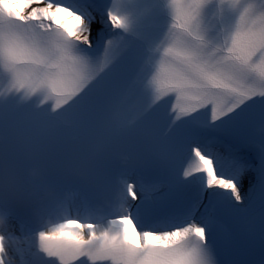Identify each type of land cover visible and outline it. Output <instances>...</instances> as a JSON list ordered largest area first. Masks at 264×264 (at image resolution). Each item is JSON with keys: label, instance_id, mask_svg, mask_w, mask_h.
<instances>
[{"label": "snow or ice", "instance_id": "snow-or-ice-1", "mask_svg": "<svg viewBox=\"0 0 264 264\" xmlns=\"http://www.w3.org/2000/svg\"><path fill=\"white\" fill-rule=\"evenodd\" d=\"M257 236L264 264V0H0V264H246Z\"/></svg>", "mask_w": 264, "mask_h": 264}, {"label": "bare ground", "instance_id": "bare-ground-1", "mask_svg": "<svg viewBox=\"0 0 264 264\" xmlns=\"http://www.w3.org/2000/svg\"><path fill=\"white\" fill-rule=\"evenodd\" d=\"M247 189V181H245V183H244V185H243V188H242V192L244 191V190H246ZM73 199H74V201H76L77 203H79L76 199H75V197H73V196H71L70 198H69V200L70 201H73ZM21 246L23 245V243H19Z\"/></svg>", "mask_w": 264, "mask_h": 264}]
</instances>
